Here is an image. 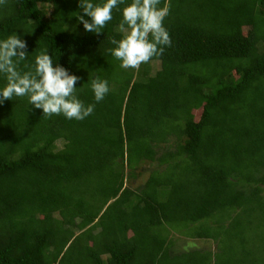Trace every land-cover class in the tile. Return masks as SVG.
<instances>
[{
	"label": "trees",
	"instance_id": "trees-1",
	"mask_svg": "<svg viewBox=\"0 0 264 264\" xmlns=\"http://www.w3.org/2000/svg\"><path fill=\"white\" fill-rule=\"evenodd\" d=\"M129 2L100 34L80 0L0 5V40L27 43L18 70L47 50L95 104L79 121L0 104V264H264V0H160L171 46L123 69L107 50Z\"/></svg>",
	"mask_w": 264,
	"mask_h": 264
},
{
	"label": "clouds",
	"instance_id": "clouds-1",
	"mask_svg": "<svg viewBox=\"0 0 264 264\" xmlns=\"http://www.w3.org/2000/svg\"><path fill=\"white\" fill-rule=\"evenodd\" d=\"M7 0H0L5 5ZM125 0H80L79 7L84 15L78 20L88 32L100 34L112 20L113 9L124 5ZM160 0H130L122 9L121 27L128 31L122 39L110 38L115 45L107 51L119 60L123 69H139L153 57L163 54L165 46H171V38L164 26L170 14V5L160 7ZM85 16L91 18L89 21ZM27 43L17 34L0 40V74L6 78V86L0 89V104L13 97H27L30 105L42 109L44 117L63 115L67 119L83 120L93 114L95 104H88L77 96L76 84L79 76L70 74L66 68L54 65L47 50L35 57L34 69L21 72L20 61L27 59ZM91 89L96 102L102 101L109 92L108 81L99 76L91 81Z\"/></svg>",
	"mask_w": 264,
	"mask_h": 264
},
{
	"label": "rangeland",
	"instance_id": "rangeland-1",
	"mask_svg": "<svg viewBox=\"0 0 264 264\" xmlns=\"http://www.w3.org/2000/svg\"><path fill=\"white\" fill-rule=\"evenodd\" d=\"M254 20H255V25L257 26V29L258 30H263L264 29L263 20H260V18H258L257 16H255V19ZM151 65H152V69H151V73H152L154 71V68L158 66V61L152 62ZM171 141H172V139H169L167 142L169 143ZM159 146L164 147V146H166V144L160 143ZM158 153H159V150H158ZM155 164H156L155 162L154 163H151V164H144L143 165V168H145V169H147V168H154V166H156ZM141 176L139 177L140 179L137 178L140 181L142 179ZM137 179H134V178L130 179L128 181V183L126 184V186L131 187V188H134V186H137V184H139L137 182ZM174 239H176V241L179 240L180 243H181V246L184 245L186 248L189 247V246H194L195 247V245H197V244L200 247H204L205 244H206L205 241H201L200 244L199 243H196V241H189L190 243H188L187 242V238L184 237V236H182L180 233H179V235H172L171 236V241H173ZM186 243H188V244H186Z\"/></svg>",
	"mask_w": 264,
	"mask_h": 264
}]
</instances>
